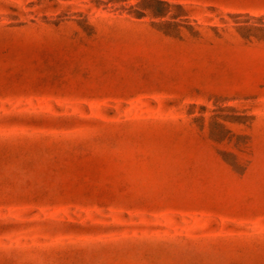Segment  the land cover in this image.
Returning a JSON list of instances; mask_svg holds the SVG:
<instances>
[{"label": "rangeland", "instance_id": "1", "mask_svg": "<svg viewBox=\"0 0 264 264\" xmlns=\"http://www.w3.org/2000/svg\"><path fill=\"white\" fill-rule=\"evenodd\" d=\"M161 1L0 0V264H264V0Z\"/></svg>", "mask_w": 264, "mask_h": 264}, {"label": "trees", "instance_id": "2", "mask_svg": "<svg viewBox=\"0 0 264 264\" xmlns=\"http://www.w3.org/2000/svg\"><path fill=\"white\" fill-rule=\"evenodd\" d=\"M158 1H160V2H164V1H161V0H158ZM142 13V12H141Z\"/></svg>", "mask_w": 264, "mask_h": 264}]
</instances>
